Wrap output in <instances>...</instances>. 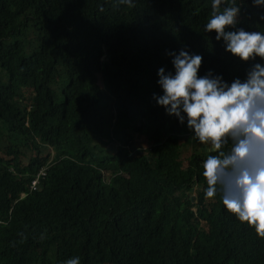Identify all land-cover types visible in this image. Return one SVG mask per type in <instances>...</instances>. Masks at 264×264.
I'll return each mask as SVG.
<instances>
[{"label":"trees","instance_id":"obj_1","mask_svg":"<svg viewBox=\"0 0 264 264\" xmlns=\"http://www.w3.org/2000/svg\"><path fill=\"white\" fill-rule=\"evenodd\" d=\"M209 15L210 0H0V264H264V237L205 197V156L184 165L196 141L152 97L166 50L243 78ZM238 19L264 31L251 0Z\"/></svg>","mask_w":264,"mask_h":264},{"label":"clouds","instance_id":"obj_2","mask_svg":"<svg viewBox=\"0 0 264 264\" xmlns=\"http://www.w3.org/2000/svg\"><path fill=\"white\" fill-rule=\"evenodd\" d=\"M119 2L131 6L133 0ZM251 3L264 8V0ZM240 11L241 0H210L203 30H214L224 51L248 62L243 78L226 81L211 69L198 75L200 54L166 50L172 70L157 69L162 91L152 97L211 153L201 161L205 197L219 194L227 213L264 237V31L238 27ZM63 264H80V257Z\"/></svg>","mask_w":264,"mask_h":264},{"label":"rangeland","instance_id":"obj_3","mask_svg":"<svg viewBox=\"0 0 264 264\" xmlns=\"http://www.w3.org/2000/svg\"><path fill=\"white\" fill-rule=\"evenodd\" d=\"M33 37L34 36L32 34L29 35V39H32ZM100 84L102 85L101 77H100ZM109 112H110L111 115H113V111L112 110L109 109ZM117 133L119 134V137H120V135L123 136V133H121V128H118L117 129ZM123 139H125V137H123ZM141 143L147 145V142L146 141H144V142L141 141ZM117 146H121V143L118 142L117 137H116V139L114 140V142L111 143L110 145H107L106 148H108V149L111 148V150L113 151V149H115ZM192 153H198L199 155H202V156H205V157L208 154H210V153L204 151L203 148L201 147V145L198 144L197 142H194L192 144L186 145L183 148V152H182V157L184 159V165H187L188 160H189V157H190V155ZM195 195H196V193L193 191V195L192 196H195ZM180 196H181V200H180L181 206L186 205L187 200L190 197V193L183 192Z\"/></svg>","mask_w":264,"mask_h":264},{"label":"built area","instance_id":"obj_4","mask_svg":"<svg viewBox=\"0 0 264 264\" xmlns=\"http://www.w3.org/2000/svg\"><path fill=\"white\" fill-rule=\"evenodd\" d=\"M45 175H46L45 171H44V172H40V173L38 174L37 178H36L35 180H33V182H32V186L36 187V186L38 185V183H39L40 178H41L42 176H45Z\"/></svg>","mask_w":264,"mask_h":264}]
</instances>
